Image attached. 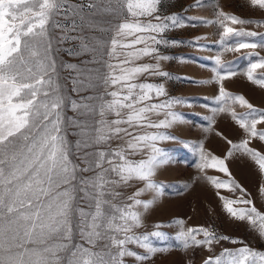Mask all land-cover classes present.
Here are the masks:
<instances>
[{"label":"snow or ice","instance_id":"snow-or-ice-1","mask_svg":"<svg viewBox=\"0 0 264 264\" xmlns=\"http://www.w3.org/2000/svg\"><path fill=\"white\" fill-rule=\"evenodd\" d=\"M160 2L0 0V264H126L125 257H134L142 262L148 259V253L158 250L151 244L149 236L163 239L166 234L160 231L129 234L141 222L140 214L130 209L134 205L148 208L152 203L151 200L136 198L141 192L149 189L157 193L161 191V186L154 183L151 177L154 170L169 163L171 157L168 150L157 146V142L177 139L161 129L170 128L183 119L182 114L172 108L175 104L185 103L188 98L168 97L150 103L153 94L157 98L166 96L164 86L132 81L137 74L145 72L160 77L187 78L172 77L170 73L160 71L158 63L134 67L129 66L130 63L147 55H153L157 61L170 59L160 56L155 46L184 44L182 40L164 39L162 34L188 23H219L223 30L217 44L221 46L229 38H241L234 47L225 49L228 51L239 52L257 47V43L244 42L243 38L259 37V44L264 47V33L236 29L225 22L243 25L264 21L245 20L223 12L217 13L220 19L208 21L180 18L177 14L164 17L157 14ZM201 3L202 0H196L194 6ZM250 3L264 9V0H250ZM101 13L109 16L119 13L123 22L98 31L97 22L102 19ZM54 29L60 30L59 39L53 35ZM113 30L115 35L109 36ZM68 32H79V35L69 36ZM89 32L96 35L90 37ZM124 37L130 38L128 42H123ZM69 39L82 41L79 48L84 53H92V59L82 61V64L98 65L85 67L78 73L72 79V91L103 86L105 91L102 94L81 96L78 100L64 94L60 71L75 70L78 66L63 61L58 63V53L62 49L55 45ZM198 40L194 38L188 43H198ZM118 49L123 51L118 52ZM176 59L183 61L188 58L181 56ZM111 60L117 62L110 63ZM214 63L211 71L219 88L214 97L218 107L212 111H226L223 105L233 98L247 104L242 96L233 97L223 86L222 81L236 73L227 68L219 56L215 57ZM218 69H223V74ZM256 69H264V57L250 63L246 71L249 80H254ZM208 82L193 81L200 84ZM254 82L264 86V78ZM109 87L115 90L107 91ZM69 105L84 119L67 117L65 112ZM247 107L248 116L258 115L264 120V110H257L251 104ZM124 110H127L126 116ZM158 111H163L165 118L151 120L149 114ZM112 113L116 119L106 118ZM236 115L232 113L234 118ZM204 119L212 122L209 117ZM237 122L250 135H259L264 140V131H257L255 119L249 124L246 116ZM69 127L79 129L73 134L81 137L75 142V153L67 139ZM137 129L154 131L137 132ZM114 138L122 143L106 147ZM181 143L188 146L185 141ZM228 143L232 144L231 141ZM232 146L247 152L264 171V155L248 148L246 141ZM144 150H147L146 159L128 158L130 152L134 154ZM199 155L201 170L218 168L221 172H228L224 160L216 156L209 158L202 144ZM87 173L91 175H85ZM133 177L144 184L143 188L128 197L133 203H113V199L119 196L114 186ZM208 179L217 188L244 192L234 180ZM217 195L227 213L241 221L247 219L253 225L258 223L260 235L264 236V213L255 207L233 206L251 205V200L243 196L233 200L219 193ZM175 223L181 226L176 238L185 247L206 246L211 250L213 241L239 243L202 226L184 230L183 221L176 220ZM77 231L80 239L89 245H95L98 239H106V252L101 254L82 243H73ZM201 233L202 238H197ZM130 243L147 252L141 254L131 250L128 248ZM225 256L227 259H223ZM203 264H264V251L253 250L246 245L235 251L225 249L220 255L207 257Z\"/></svg>","mask_w":264,"mask_h":264},{"label":"rangeland","instance_id":"rangeland-1","mask_svg":"<svg viewBox=\"0 0 264 264\" xmlns=\"http://www.w3.org/2000/svg\"><path fill=\"white\" fill-rule=\"evenodd\" d=\"M196 0H161L158 5V15L169 16L177 14L178 17H193L197 20H218V12L236 15L241 19L264 21V9L259 6L251 5L250 0H202L198 6ZM102 19L97 22V30H107L111 24L123 22L121 14L107 15L101 13ZM229 26L245 31L264 33V23L231 24L225 21ZM222 26L219 23H188L186 26H180L175 29L167 30L162 34L164 39L169 41H185L182 45H156L160 56H168L170 59H160L157 61L153 55L140 56L134 59L129 66H138L145 63L159 64L160 71H166L172 77H186L187 79H175L150 75L149 73L137 74L132 82H152L162 84L166 90V96L155 97L150 103H156L168 97L188 98L185 103L175 104L173 111L182 114L183 119L175 122L170 128L161 129L166 131L176 140L157 142V146L168 150L171 160L165 165H161L154 170L152 181L161 186V191L157 193L154 190H145L136 198L141 200H151L148 208L143 205H134L130 210L140 214L141 222L139 226L133 227L131 233L134 235L150 234L153 231L165 233L163 239L149 236L153 247L158 250L148 253V259L138 261L134 257H125L126 264H203V261L209 256L220 255L223 250H237L243 246L257 251H264V236L260 235L258 223L253 225L247 219L241 221L232 217L223 208V201L219 198L224 196L230 199H238L243 196L244 199L251 200V205L235 204L234 207H255L259 212L264 213V171L259 168L256 160L243 149L234 148L232 145H238L247 142V147L264 155V140L259 135L252 136L249 132L241 128L237 122L239 119L247 116V122L250 124L252 119L256 120L257 131H264V120L258 115L248 116L249 109L247 104H251L257 110H264V86L254 82L255 79L264 78V69H256L254 80H249L246 75L250 63L257 62L260 57H264V47L259 44V37L243 38L244 42L257 43L256 48L241 49L239 52L225 50L228 47H234L235 43L241 38H229L225 45H218L217 42L222 32ZM53 35L59 39L61 32L59 29L53 30ZM69 36L79 35V32H68ZM90 37L96 33L89 32ZM115 35L111 31L109 36ZM160 38V35L157 36ZM199 38L198 43H188ZM130 38L124 37L123 42H128ZM79 40H66L61 44L55 45L62 49L58 53V63L76 64L75 70L61 69L60 83L63 85L66 96L72 99H79L81 96H97L105 91L101 86L99 89L90 88L86 91L73 92L72 79L78 76L85 67H98L95 64L84 65L81 62L92 59V53H84L79 44ZM201 45H211L212 47H201ZM110 46V39L109 45ZM143 46V45H140ZM123 50L118 49V52ZM246 53H255L253 56H246ZM186 57L183 61L177 57ZM219 56L227 68H230L236 74L222 81L226 91L235 96H242L247 104H241L234 98L228 100L223 105L227 110L224 112H213L214 107H218L214 97L218 94L219 84L213 79L215 74L211 71L215 66L214 59ZM123 58V57H121ZM116 63V60L109 61ZM223 74V69H218ZM207 80L208 83L200 84L193 81ZM79 86V85H77ZM115 90L109 87L107 91ZM125 116L127 110H124ZM237 115L234 118L232 113ZM65 115L83 120L77 113L66 109ZM205 117L211 118V123L205 120ZM99 119V116L96 117ZM108 119H116L114 113L108 114ZM149 118L154 121L164 119V112L158 111L149 114ZM79 131L75 127L68 128L67 139L72 143V151L75 153V142L81 137L73 134ZM137 132L154 131V129H137ZM181 141L187 142L185 146ZM231 141L232 144H229ZM122 143L121 140L113 139L111 144L106 147H116ZM203 145L206 154L216 156L224 160L228 169L227 173L219 171L218 168L199 167L201 160L199 155V146ZM94 151L95 149H88ZM128 158L140 160L147 158V150L129 153ZM75 159V156L73 157ZM78 162V161H77ZM85 175H91L87 173ZM209 177H215L218 180H234L239 184L244 192L240 190L232 191L229 188H217ZM144 184L136 178L128 181H122L114 186V190L119 193L113 203L132 204L133 201L128 197L132 196ZM85 206V205H82ZM86 207V206H85ZM176 220L183 221V228L202 226L208 228L218 236H227L239 243H232L231 240L213 241L211 250L208 247L188 246L185 247L182 241L176 238V234L181 230V226L176 224ZM159 225V227H155ZM122 235V234H121ZM202 238V233L197 236ZM73 243H82L92 251L104 254L106 239H98L95 245H89L82 241L76 232ZM128 248L138 253L144 254L146 249L139 247L135 243L128 244ZM70 255V253H69ZM227 259V256L223 257Z\"/></svg>","mask_w":264,"mask_h":264}]
</instances>
